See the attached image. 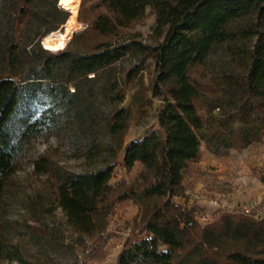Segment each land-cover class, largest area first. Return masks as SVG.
I'll return each mask as SVG.
<instances>
[{
  "label": "rangeland",
  "instance_id": "rangeland-1",
  "mask_svg": "<svg viewBox=\"0 0 264 264\" xmlns=\"http://www.w3.org/2000/svg\"><path fill=\"white\" fill-rule=\"evenodd\" d=\"M95 1L87 3L89 10L84 16L88 19ZM81 3L79 0L77 24L68 31L71 13L59 0H38L27 20H21L18 0H0V76L8 74L7 46L11 42L20 45L15 78L37 75L24 82L21 104L7 125L16 145L15 173L5 186L0 209L7 255L18 250L26 264H117L128 241L147 235L143 220L150 203L142 199L139 187L137 196L131 192L143 166L136 163L128 169L123 159L131 141L162 132L159 117L167 93L158 82L149 52L132 50L97 76L89 74L72 82L66 83L67 75L59 72L40 78V69L48 59L44 51H59L46 49L42 38L52 31L65 32L69 35L66 48L79 41L77 35L88 27L79 20ZM154 25L155 15L148 7L146 18L124 31L123 39L139 33V41L153 45ZM255 41H245V50L239 55L226 43L216 44L203 64L190 69V78L201 92L196 102L204 121L199 132L201 153L206 161H219L225 167L224 171L207 172L204 188L213 197L229 192L231 196L222 197L225 203L210 202L211 206L202 204L201 199L190 201L187 188L193 186L194 177L204 173L191 163L179 194L173 198L184 209L177 217L178 230L195 221L205 226L227 214L264 219V99L249 95L246 87L250 69L247 48L252 49ZM119 108L128 109L131 116L119 165L110 181L114 191L100 207L95 233L87 236L74 230L59 207L56 182L66 174L101 165L104 146L111 142L109 123ZM93 147L99 152L89 163L85 153ZM126 194L132 196L124 198ZM1 264L23 263L5 257Z\"/></svg>",
  "mask_w": 264,
  "mask_h": 264
},
{
  "label": "trees",
  "instance_id": "trees-1",
  "mask_svg": "<svg viewBox=\"0 0 264 264\" xmlns=\"http://www.w3.org/2000/svg\"><path fill=\"white\" fill-rule=\"evenodd\" d=\"M37 1L18 0L21 20L30 18ZM89 1L82 0L80 7L79 20L88 24L77 35L80 40L56 53L45 50L48 59L40 69V78L59 72L67 75V83L77 77L88 78L89 74L97 76L128 52L147 50L155 62L158 82L167 93L159 117L162 132L133 140L125 150L126 168L136 163L143 166L131 192L137 196L139 187L150 208L143 220L147 235L128 241L117 264H264V219L227 214L205 226L195 221L178 230L177 217L184 209L173 201L186 170L201 155L199 132L204 121L196 105L201 92L190 78V69L203 64L216 44L226 43L239 55L245 50V41L256 38L252 49L247 48L250 69L246 87L249 95L264 99V0H97L90 7L94 13L88 19L84 14ZM148 7L155 15L154 44L139 41V33L123 39L124 31L146 18ZM7 49L8 74L0 76V209L5 186L15 173L16 145L7 125L21 104L24 82L37 78L33 73L17 80L14 70L20 45L11 42ZM130 116L125 108L113 113L109 123L111 142L104 146L101 165L66 174L56 182L58 205L81 234L95 233L100 207L114 191L110 181L119 165ZM98 152V147L87 151L86 161L93 163ZM131 196L126 194L124 198ZM3 230L0 218V264L5 257L26 264L18 250L13 256L7 255Z\"/></svg>",
  "mask_w": 264,
  "mask_h": 264
},
{
  "label": "crops",
  "instance_id": "crops-1",
  "mask_svg": "<svg viewBox=\"0 0 264 264\" xmlns=\"http://www.w3.org/2000/svg\"><path fill=\"white\" fill-rule=\"evenodd\" d=\"M234 156L235 155H233V157ZM236 161L238 162V160H236ZM192 163L195 164L196 166H199L200 171H204V173H201L200 175H198V178L194 177L193 180L195 182H194L193 186L187 188V193L190 195V201H194L195 199H201L200 202H202V204H205L207 206H211L210 202L217 203L218 201H220L221 203H225L226 200L222 199V197L230 198V196H231L230 192L227 194L219 193V194H217V196L214 195V197H213L212 193L208 192L207 188H204L205 179L208 176L207 172L217 171L220 169H223V171H224L225 167H223L221 164L219 165L218 164L219 161H216L215 163H210L209 161H206L205 156H203L202 153L200 155V158L197 161L192 162ZM210 164H212V165H210ZM209 166H211L214 169L210 170L211 168ZM227 173H230L229 169L227 170ZM184 181H185V177H184L183 183H184ZM224 192H226V190H224ZM232 195L234 196V194H232Z\"/></svg>",
  "mask_w": 264,
  "mask_h": 264
},
{
  "label": "bare ground",
  "instance_id": "bare-ground-1",
  "mask_svg": "<svg viewBox=\"0 0 264 264\" xmlns=\"http://www.w3.org/2000/svg\"><path fill=\"white\" fill-rule=\"evenodd\" d=\"M60 6L71 13L69 22L67 24L68 31L75 28L78 14L79 0H59ZM69 35L61 31H52L42 38V44L46 49L58 51L65 48Z\"/></svg>",
  "mask_w": 264,
  "mask_h": 264
}]
</instances>
